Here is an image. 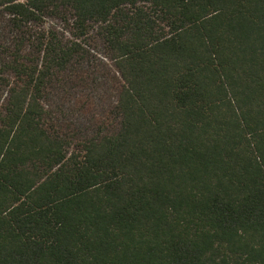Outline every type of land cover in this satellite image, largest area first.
<instances>
[{
    "label": "trees",
    "instance_id": "1",
    "mask_svg": "<svg viewBox=\"0 0 264 264\" xmlns=\"http://www.w3.org/2000/svg\"><path fill=\"white\" fill-rule=\"evenodd\" d=\"M0 264H264V0H0Z\"/></svg>",
    "mask_w": 264,
    "mask_h": 264
},
{
    "label": "rangeland",
    "instance_id": "2",
    "mask_svg": "<svg viewBox=\"0 0 264 264\" xmlns=\"http://www.w3.org/2000/svg\"><path fill=\"white\" fill-rule=\"evenodd\" d=\"M95 68L103 71L104 67L101 61H97ZM90 76H92L89 73ZM107 85L95 83L82 87L78 93H68L66 96L54 95L49 99L50 108L56 112V115L62 117L65 127L71 130H89V127L97 128L104 123H114V104L116 101L115 88ZM81 109L79 121L74 118V113Z\"/></svg>",
    "mask_w": 264,
    "mask_h": 264
}]
</instances>
